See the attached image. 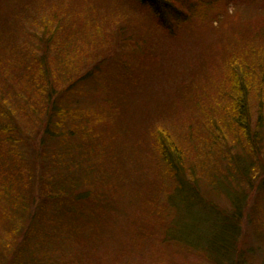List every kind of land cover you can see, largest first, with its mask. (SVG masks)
Here are the masks:
<instances>
[{"label":"trees","instance_id":"1","mask_svg":"<svg viewBox=\"0 0 264 264\" xmlns=\"http://www.w3.org/2000/svg\"><path fill=\"white\" fill-rule=\"evenodd\" d=\"M110 1L118 16L110 20L131 15L158 41L149 53L146 40L135 43L139 37L126 34L116 40L114 60L93 55L79 73L95 41L105 46L108 26L85 30L88 20H76L67 0H0V264H92L93 258L103 264L99 243L108 241L114 221L122 233L136 231L132 208L158 201L170 184L172 193L152 213L146 254L161 241L168 251L184 246L210 264H246L239 248L247 202L242 189L264 186L254 166L264 148V53L251 48L245 58L224 60L221 85L197 68L179 82L164 81L163 56L171 45H189L208 28L217 36L228 24L246 23L239 21L243 16L229 12L228 0ZM101 8L90 6L97 15ZM130 40L133 50L120 49ZM217 55L209 59L213 66ZM186 99L200 110L192 126V119L169 116ZM85 105L89 109H79ZM219 145L220 167L226 162L232 171L208 188L211 197L217 192L226 199L230 213L199 186L209 172L207 185L217 175L210 159ZM200 206L219 221L194 218Z\"/></svg>","mask_w":264,"mask_h":264},{"label":"rangeland","instance_id":"2","mask_svg":"<svg viewBox=\"0 0 264 264\" xmlns=\"http://www.w3.org/2000/svg\"><path fill=\"white\" fill-rule=\"evenodd\" d=\"M67 1L69 3L66 6L70 7L69 10L78 14L77 15L75 13L76 20L77 18H84L88 20V22H85L86 24H88L86 25L85 30L90 29L92 31L93 27L96 25L108 26L106 27L108 40L104 46L105 48L103 47V43L101 41H95V47L91 51L92 56L85 62L78 65V68H76L79 73L84 70L86 64L89 63V60H91L93 55H106L109 61L114 60L117 55L114 53V45L116 44V40L117 38H121L126 34L130 37H132L134 34L135 37L138 36L139 38L135 39V43L136 40H146V47L144 48L147 49L149 53H151V48L154 47L153 43L158 41V35H156V33L151 28L149 29L146 27L148 25L147 23L143 22L140 19L132 17L131 15H126L124 21L110 20L115 17L118 18V16H115L111 12V10H109L111 8H114L112 7L113 2H111L110 0H101V2H97L98 0H88V5L85 3L86 0ZM198 1L199 0H192V3H197ZM228 1L229 12L233 13L234 10H237L238 16H243V19L239 18V21H243L246 23H243L240 26L238 22L228 24L224 27L223 30L218 33L217 36L215 32H212L208 28L201 34L200 38L196 37V39H194L193 42L191 41L189 45L181 44L178 47L175 44H173V46L171 45V47L165 51L164 56L162 55L164 58H166V60L162 63L163 68L161 70V73L164 76V81L169 78L171 81L173 80L172 82H179L180 80H184L186 78V76L184 75L188 74V72L186 71L187 69L197 68L198 70L200 69L199 71L197 70V74H209L206 78L214 80L218 83V85H221L223 84V81L220 82V80L222 79L220 70L223 67L224 60H226L227 58L230 59L232 57L239 58L242 55L245 58V55L249 54L251 48H259V52L255 53L256 55H259L260 52L264 53V24L259 26L260 21L262 20L261 17L264 16V0ZM96 3L102 6L100 15H97L96 13L94 14L90 9V6H93ZM131 20H133L134 22H129ZM120 23L126 25L127 28H125L124 30L113 28L112 25H117ZM192 27H196V24H192ZM89 37L95 38L92 33ZM211 38L215 39L213 46H209V44L211 43ZM201 41H203V44H201ZM81 42H83V39H81ZM135 43L134 40H130L126 44L125 48L120 47V49L133 50V46ZM216 54H218L217 56L219 57V59L216 61L217 64L213 66L209 63V59H211L213 55ZM121 56H124V53ZM124 60L126 62L127 57L124 58ZM131 60H134L132 63L138 61L136 57L131 58ZM51 62H53L54 64L55 59L52 58ZM129 62L130 61H128V63ZM200 62L204 63L203 68L199 65ZM136 64L137 63H135V65ZM218 95V93L215 94L212 97V100L215 101ZM118 101H120V98L116 97V102ZM126 102L130 104L131 113L138 116L139 114L134 109L132 101L128 97L126 98ZM86 106L87 105L79 107V109L83 111L89 109ZM174 107L177 109H174V115H169L170 117H172L171 120L181 122V120L183 121L184 119L185 121L192 119L193 123L191 124V126L194 125L195 122H197V117L192 118V115L196 114L197 116H199L200 110L195 109V107L190 104L189 99L182 100L181 103L175 104ZM255 110L256 109L252 111L255 112ZM185 113H189L190 116L188 118H184ZM125 115L126 110H123V116ZM256 115L257 113L253 114L254 119ZM134 126H136V124ZM140 131H143L142 127L138 128V132ZM203 131H207V129L203 128ZM133 132L136 136L137 132ZM145 135L146 134L143 133L141 136L143 137ZM210 139L211 138L209 134V136L207 137L206 145L210 143ZM206 145L203 150H206ZM262 145L264 146V143H262ZM210 146H212L211 143ZM220 148L221 145H219L217 152L213 150L214 156H211L210 159V161H212L210 166L217 165L219 167L216 177L209 180L207 185V180L210 175L209 172L208 177L206 176L204 181L201 182L199 186L200 191L206 197L210 198V200H213L212 202L216 203V200L219 197L218 206L224 210L228 209V213H230V208L227 206L228 202L226 201V199L220 197L221 194H217V192H215V197H211L209 191V188L212 189L214 187L213 185L218 176H223L227 172L232 171V167L225 168L226 162H224L220 167ZM255 156L256 162L254 163V166L256 167V176L264 175V148H261L259 154H256ZM241 166H243L244 169L248 168V165L244 163H242ZM253 171H248V174L253 175ZM227 178V176L223 177V179L225 180ZM170 186L171 184L166 189L161 191L162 195H158L159 202L154 201L153 199L151 203L150 201L147 203V206L144 205L143 202L140 203V210L138 208H135V206L132 208V214H135V217L138 218V226L136 228V231L131 230V232L128 231L122 233V226L120 230V223H117V220L114 221L116 223V227L114 226L115 229L113 232H109V235L107 234L108 241L99 243V245L101 244L98 250L100 254L99 259L101 258L102 261V259L104 258L103 264H210L203 254H201L200 256L196 251L189 250L184 246H175L177 250L169 249L168 251L169 245L168 247H163L160 244L161 241H156V243L152 245V248L154 249L152 253H150L149 251V253L146 254V251L148 249L146 243L147 245L150 244L147 241V238H145V235L146 237L148 236L149 229L153 224V222H151V216L153 215L152 213L155 207L158 209L159 206H161L160 204H162L165 195L172 193L173 187L171 188V191H169ZM242 194L243 196L245 195L244 197L247 199V202L243 213V224H245L242 226L240 239L238 238L241 242L239 248H242V253L245 255L246 264H264V186L261 188V191H250L246 187H244L242 189ZM192 216L194 218L199 217L202 220L206 219L207 221H219L218 217L215 216L214 213H210L209 211L204 210V208L201 206L199 209H194ZM221 217L224 218L223 216ZM213 228H217V225H215ZM132 232L137 234L131 235ZM138 235H140V237H138ZM148 254L149 257L147 258L146 255ZM96 261L97 259L93 258L92 264H95Z\"/></svg>","mask_w":264,"mask_h":264}]
</instances>
